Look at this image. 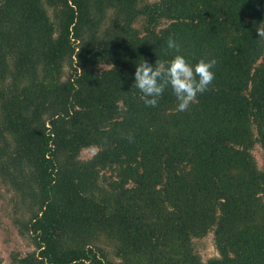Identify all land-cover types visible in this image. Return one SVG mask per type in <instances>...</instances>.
<instances>
[{"label": "trees", "instance_id": "16d2710c", "mask_svg": "<svg viewBox=\"0 0 264 264\" xmlns=\"http://www.w3.org/2000/svg\"><path fill=\"white\" fill-rule=\"evenodd\" d=\"M258 32L264 0H0V175L35 247L13 264H264ZM169 37L217 61L182 112L133 84ZM209 230L221 257L203 262L190 240Z\"/></svg>", "mask_w": 264, "mask_h": 264}, {"label": "clouds", "instance_id": "9594fccd", "mask_svg": "<svg viewBox=\"0 0 264 264\" xmlns=\"http://www.w3.org/2000/svg\"><path fill=\"white\" fill-rule=\"evenodd\" d=\"M258 33L264 36V32ZM180 47L169 37L167 48L175 50L174 55L155 63L143 59L136 64L133 84L142 94L145 105L155 107L165 90L170 88L177 100L176 110L182 112L197 101L198 94L209 89L215 77L216 58H200L192 63L180 53Z\"/></svg>", "mask_w": 264, "mask_h": 264}, {"label": "rangeland", "instance_id": "374dc122", "mask_svg": "<svg viewBox=\"0 0 264 264\" xmlns=\"http://www.w3.org/2000/svg\"><path fill=\"white\" fill-rule=\"evenodd\" d=\"M154 1V0H148ZM95 148H84L80 152L81 158L90 157ZM252 153L255 157L257 166H264V148L255 144ZM26 205V204H24ZM251 209H254L253 207ZM20 204L15 191L10 187L5 178L0 175V264H13L15 257H21L35 249L29 234L24 230L27 211ZM252 226H260L261 213L256 209ZM191 247L200 259L205 262L209 258H220L221 254L216 247V242L212 230H209L201 237L190 240ZM97 244L106 247L108 256L114 257L113 250L104 237L97 240Z\"/></svg>", "mask_w": 264, "mask_h": 264}]
</instances>
